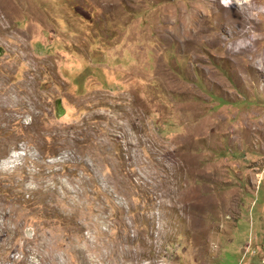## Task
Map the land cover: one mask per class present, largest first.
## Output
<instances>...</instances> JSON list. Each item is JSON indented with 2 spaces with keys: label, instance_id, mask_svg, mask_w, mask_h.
Here are the masks:
<instances>
[{
  "label": "rangeland",
  "instance_id": "374dc122",
  "mask_svg": "<svg viewBox=\"0 0 264 264\" xmlns=\"http://www.w3.org/2000/svg\"><path fill=\"white\" fill-rule=\"evenodd\" d=\"M228 1L0 0V264H264V0Z\"/></svg>",
  "mask_w": 264,
  "mask_h": 264
},
{
  "label": "water",
  "instance_id": "95a60500",
  "mask_svg": "<svg viewBox=\"0 0 264 264\" xmlns=\"http://www.w3.org/2000/svg\"><path fill=\"white\" fill-rule=\"evenodd\" d=\"M0 49H1V47H0ZM55 108H56V111L58 114L63 113V108L61 107V100L60 99L56 100Z\"/></svg>",
  "mask_w": 264,
  "mask_h": 264
},
{
  "label": "bare ground",
  "instance_id": "6f19581e",
  "mask_svg": "<svg viewBox=\"0 0 264 264\" xmlns=\"http://www.w3.org/2000/svg\"><path fill=\"white\" fill-rule=\"evenodd\" d=\"M233 2V1H232ZM228 3H230V0L228 1ZM258 40V39H257ZM244 43V42H243ZM237 47V46H236ZM240 47V46H239ZM238 47V48H239ZM246 47H248V45L246 46ZM248 49V48H247ZM235 50V49H234ZM240 50V49H239ZM241 50H245V47L243 46L242 48H241ZM231 51V50H230ZM261 54V53H260ZM262 66V65H261Z\"/></svg>",
  "mask_w": 264,
  "mask_h": 264
}]
</instances>
